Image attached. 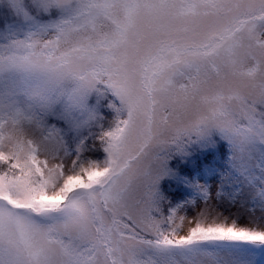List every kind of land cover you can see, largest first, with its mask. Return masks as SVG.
<instances>
[{"label":"snow or ice","instance_id":"1","mask_svg":"<svg viewBox=\"0 0 264 264\" xmlns=\"http://www.w3.org/2000/svg\"><path fill=\"white\" fill-rule=\"evenodd\" d=\"M0 264H264V0H0Z\"/></svg>","mask_w":264,"mask_h":264},{"label":"rangeland","instance_id":"2","mask_svg":"<svg viewBox=\"0 0 264 264\" xmlns=\"http://www.w3.org/2000/svg\"><path fill=\"white\" fill-rule=\"evenodd\" d=\"M40 158H41V159H44L45 157H44L43 155H41ZM49 163L51 164V163H53V161L49 160ZM65 163H69V160H66ZM257 214H259V213H257ZM191 215H193V213H189V218H191ZM245 222H246V221H242V223H245ZM187 227H188V225H187V223H186V225H185V230L187 229Z\"/></svg>","mask_w":264,"mask_h":264},{"label":"trees","instance_id":"3","mask_svg":"<svg viewBox=\"0 0 264 264\" xmlns=\"http://www.w3.org/2000/svg\"><path fill=\"white\" fill-rule=\"evenodd\" d=\"M98 143V142H97Z\"/></svg>","mask_w":264,"mask_h":264}]
</instances>
